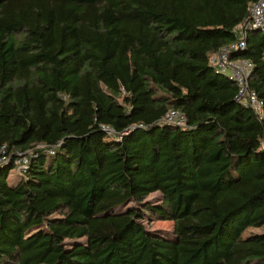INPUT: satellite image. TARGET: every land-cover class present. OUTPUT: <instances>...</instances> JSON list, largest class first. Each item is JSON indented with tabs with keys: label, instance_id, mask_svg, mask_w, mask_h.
Instances as JSON below:
<instances>
[{
	"label": "trees",
	"instance_id": "16d2710c",
	"mask_svg": "<svg viewBox=\"0 0 264 264\" xmlns=\"http://www.w3.org/2000/svg\"><path fill=\"white\" fill-rule=\"evenodd\" d=\"M259 1L0 0V264H264V107L210 65Z\"/></svg>",
	"mask_w": 264,
	"mask_h": 264
},
{
	"label": "built area",
	"instance_id": "2783aa9c",
	"mask_svg": "<svg viewBox=\"0 0 264 264\" xmlns=\"http://www.w3.org/2000/svg\"><path fill=\"white\" fill-rule=\"evenodd\" d=\"M239 40L235 44L223 48L220 52L210 58V65L218 72L230 76L238 86L237 100L245 106L250 107L261 119L263 115V101L257 94L250 90L249 78L253 70L250 61L231 60V53L234 50L244 49L247 46V37L250 32L257 31L264 35V0L253 4L250 8V17L239 27ZM164 122L176 127H187L186 116L177 110L170 111L164 118ZM108 133H115L109 128H105ZM122 135L120 136L121 139ZM29 152L18 153L16 161L17 171L22 173L29 165ZM10 157L5 148L0 150V165L8 162Z\"/></svg>",
	"mask_w": 264,
	"mask_h": 264
},
{
	"label": "rangeland",
	"instance_id": "374dc122",
	"mask_svg": "<svg viewBox=\"0 0 264 264\" xmlns=\"http://www.w3.org/2000/svg\"><path fill=\"white\" fill-rule=\"evenodd\" d=\"M18 176L19 174L17 173V171L16 170L13 171L9 178L10 182L13 184L18 178ZM162 200L163 197L159 192L153 193L147 198V202L155 205L161 204ZM144 225L146 230L153 235L162 236V237L173 236L174 223L171 221L160 220L150 216L147 217V220L144 222ZM262 231H263L262 229L251 228L246 232V235L260 233Z\"/></svg>",
	"mask_w": 264,
	"mask_h": 264
}]
</instances>
